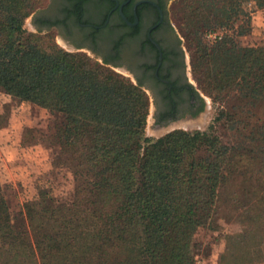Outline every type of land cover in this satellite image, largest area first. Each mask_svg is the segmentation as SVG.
<instances>
[{"label": "trees", "instance_id": "16d2710c", "mask_svg": "<svg viewBox=\"0 0 264 264\" xmlns=\"http://www.w3.org/2000/svg\"><path fill=\"white\" fill-rule=\"evenodd\" d=\"M214 1L177 5L197 80L213 100L232 99L229 109L264 105V47L239 48L228 35L208 45L197 40L200 31L248 21L242 4L264 10V0ZM39 4L0 0V94L64 117L51 167L68 171L74 188L65 200L39 192L24 203L25 225L10 223L0 194V264H194L192 236L211 222L218 190L243 156L264 163V117L249 128L248 145L222 142L208 130L144 137L149 102L138 86L83 53L44 45L23 31ZM196 11L207 13L196 21ZM236 28L239 35L248 30ZM222 120L237 135L244 130L235 114L219 111L214 121ZM261 181L255 204L239 209L250 236L226 239L223 264H264Z\"/></svg>", "mask_w": 264, "mask_h": 264}, {"label": "rangeland", "instance_id": "374dc122", "mask_svg": "<svg viewBox=\"0 0 264 264\" xmlns=\"http://www.w3.org/2000/svg\"><path fill=\"white\" fill-rule=\"evenodd\" d=\"M44 1L40 0L37 8L41 7ZM178 1L172 0L168 4V20L183 47L187 77L191 81L192 87L204 98L207 106L202 125L194 130L184 131L192 133L208 130L222 142L248 145L247 132L250 127L258 126L263 120L264 105L256 104L250 109L248 105L239 102L238 108L229 109L231 105L235 104L234 101H231L232 99L223 103L217 102L200 86L191 66L193 46L186 40L183 33L181 23L184 22L181 20L182 14L178 13ZM219 1L221 0L214 2L218 3ZM241 9L247 15L248 21L245 18L237 20L234 23V28L225 31L207 33L200 31L197 37L198 42L201 45H208L219 40L221 36L228 35L236 47H264V10L256 9L253 2L243 3ZM32 12L22 22V29L26 34L35 36L44 45H53L66 52L83 53L95 62L104 65L87 52L66 47L53 31L36 32L30 25ZM205 13L207 12L196 11L192 13V19L202 20ZM246 22L249 23L248 27ZM237 25H241L244 30L248 29L247 32L241 35L237 34ZM208 35H215L218 38L210 40ZM104 66L133 83L124 73ZM149 111L151 109H148L144 137L156 139L157 136L152 135L149 131ZM219 111L235 114V118L240 123L242 122L239 126L244 127L240 135L230 130L229 120H222L218 123L214 121ZM63 123L64 117L61 114L49 113L30 103H18L16 100L0 94V194L7 207L11 224L24 223L22 205L37 200L39 192H44L48 197L56 200H65L72 193L74 182L69 172L51 167V160L59 154L56 131ZM255 176L260 180L255 182ZM262 177L264 178V163L259 164L251 155L243 156L238 166V172L218 190L215 212L211 222L197 227L192 236L197 246L194 262L198 260L203 264H223L221 253L226 239L230 236H238L241 239L249 238L250 232L241 222L239 209L241 206L255 204L262 189Z\"/></svg>", "mask_w": 264, "mask_h": 264}, {"label": "flooded vegetation", "instance_id": "af4514ba", "mask_svg": "<svg viewBox=\"0 0 264 264\" xmlns=\"http://www.w3.org/2000/svg\"><path fill=\"white\" fill-rule=\"evenodd\" d=\"M171 1L45 0L30 25L129 77L148 98L149 131L159 138L200 127L207 109L187 77L183 47L168 20Z\"/></svg>", "mask_w": 264, "mask_h": 264}, {"label": "built area", "instance_id": "2783aa9c", "mask_svg": "<svg viewBox=\"0 0 264 264\" xmlns=\"http://www.w3.org/2000/svg\"><path fill=\"white\" fill-rule=\"evenodd\" d=\"M208 37L210 38V40H214L216 37L215 35H208ZM194 264H203L201 261L195 260Z\"/></svg>", "mask_w": 264, "mask_h": 264}]
</instances>
